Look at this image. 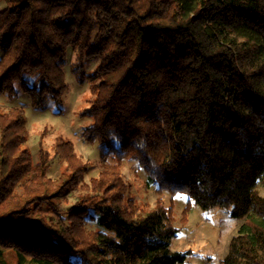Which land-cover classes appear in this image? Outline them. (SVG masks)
Segmentation results:
<instances>
[{
  "label": "trees",
  "instance_id": "obj_1",
  "mask_svg": "<svg viewBox=\"0 0 264 264\" xmlns=\"http://www.w3.org/2000/svg\"><path fill=\"white\" fill-rule=\"evenodd\" d=\"M0 4V96L61 104L72 49L90 85L83 139L113 161L87 183L89 162L59 138L36 162L25 111L0 110V264H185L173 208L128 199L126 161L188 198L184 220L192 206L244 220L222 264H264V0Z\"/></svg>",
  "mask_w": 264,
  "mask_h": 264
},
{
  "label": "rangeland",
  "instance_id": "obj_2",
  "mask_svg": "<svg viewBox=\"0 0 264 264\" xmlns=\"http://www.w3.org/2000/svg\"><path fill=\"white\" fill-rule=\"evenodd\" d=\"M2 8L3 4H0V10ZM3 54L4 51L0 50V58ZM74 63L75 55L72 49H69L64 67L68 90L61 104L49 102L45 110L36 111L31 106V99L20 94L15 100L0 96V110L10 112L21 108L25 111L29 130V141L26 147L36 162L39 159L41 139H43L44 149L50 152L53 151L59 138L71 141L76 152L90 164L89 172L85 177V181L89 183L113 161L112 159L103 160L105 148L98 144H88L83 139L82 132L92 124L91 119L80 116V112L87 106L90 85L88 82L79 83L76 80L71 69ZM96 65V62L90 64L86 68L87 72L93 70ZM63 169V163L55 159L50 163L49 174L52 178H57ZM123 175L130 186L128 199H132L147 210L155 209L159 203L166 208H173L174 226L179 231L172 239L171 250L190 252L185 264H222L230 241L239 233L244 220L232 218L226 209L203 210L196 206L191 207L184 220L183 212L188 201L186 196H173L168 192L158 193V185L147 184V173L135 161L124 163ZM258 191L264 197V182L259 184ZM75 202L76 197L73 195L63 203V208L68 209ZM88 229L96 230L97 226L94 222L88 221Z\"/></svg>",
  "mask_w": 264,
  "mask_h": 264
}]
</instances>
